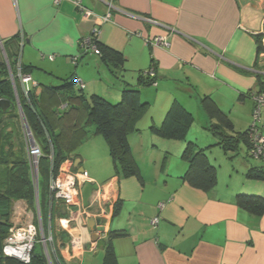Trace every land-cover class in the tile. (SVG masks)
<instances>
[{
    "label": "crops",
    "instance_id": "1",
    "mask_svg": "<svg viewBox=\"0 0 264 264\" xmlns=\"http://www.w3.org/2000/svg\"><path fill=\"white\" fill-rule=\"evenodd\" d=\"M81 1L97 16L109 13L110 20L86 17L73 0H0V67L6 66L10 77L8 57L17 58L15 73L18 63L31 66V81L22 84L16 77L18 85L24 93H42L43 105L50 101L58 111L67 107L63 100L41 91L60 78L72 75L85 84L86 96L97 93L116 101L123 86H137L148 102L137 120L140 131L128 135L139 177L117 173L106 141L94 135L71 152V164L63 163L66 171L86 172L89 178L77 184V205L52 202L43 225L37 201L33 208L16 200L12 225H37L39 235L48 238V257L40 243L47 264H102L100 242L109 230L124 232L112 241L117 264H264V213L251 214L235 202L237 194L264 197V179L246 176L249 167H264V161L247 157L243 143L233 157L215 145L198 106V96L210 94L235 130L251 126L254 101L248 93L255 91L256 73L264 65L259 57L264 0ZM95 27L102 43L121 52L120 68L80 46L79 39ZM158 35L169 40V47L149 43ZM150 65L156 84H139ZM174 100L195 113L186 141L204 148L216 168L210 192L183 179L186 141L150 132ZM19 116L3 119L13 136L22 133ZM97 217L105 218L103 233L88 226ZM153 217H158L155 226Z\"/></svg>",
    "mask_w": 264,
    "mask_h": 264
},
{
    "label": "trees",
    "instance_id": "2",
    "mask_svg": "<svg viewBox=\"0 0 264 264\" xmlns=\"http://www.w3.org/2000/svg\"><path fill=\"white\" fill-rule=\"evenodd\" d=\"M92 44L98 50L97 55L102 62L115 69L121 67L123 57L120 51L102 43L97 37L92 38ZM8 58L10 71L15 74L14 64L17 63V58L13 61L10 57ZM18 66L23 74H29L31 66L20 63L17 64ZM150 72L153 74L151 75ZM8 74L6 66L0 67V98L10 101L9 107L5 111H0V264H25L20 261H6L2 255L5 238L13 226L10 217L14 201L24 200L33 208L37 201L41 222L45 225L52 209L48 187L50 178L56 175L61 163L70 157L77 146L94 135H101L106 141L117 173L123 177L138 178L139 168L131 153L128 135L140 131L137 120L147 110L148 102L141 99L140 90L133 85L123 86L117 101H110L97 93L86 96L83 89L76 84V77L71 75L60 78L54 85H42L41 92H46L45 94L49 97L56 95L66 104L67 107L64 110L58 111V105H54L53 108L50 101L44 100L49 105H43L42 93L37 94L33 89L24 93L16 77L14 89ZM138 82L143 85H153L156 82L153 65L140 73ZM255 86V91L248 94L251 97L253 94L264 95V65L256 73ZM16 96L24 121L34 141L42 150L38 164V187L33 183L28 164V144L22 119V133L19 132L16 136L6 131V123L3 121L6 115L9 117L20 115ZM198 106L201 118L208 122L205 125L206 130L215 137V145L231 153L230 157H233L239 154L240 143H243L246 147L245 155L251 158L250 128L245 131L235 130L228 114L219 108L210 94L198 96ZM193 121V114L179 101L174 100L162 122L159 125H151L149 129L159 138L186 141ZM181 157L187 163L183 179L204 192L212 191L217 183L216 168L208 160L205 149L197 147L188 140ZM246 176L252 179H264V167L251 166L246 171ZM235 202L251 214L264 213V197L262 196L237 194ZM123 235L122 230H109L106 238L100 242L103 250L102 264H117L112 241ZM36 244L28 264H47L45 254L36 250ZM58 264L63 263L58 260Z\"/></svg>",
    "mask_w": 264,
    "mask_h": 264
},
{
    "label": "built area",
    "instance_id": "3",
    "mask_svg": "<svg viewBox=\"0 0 264 264\" xmlns=\"http://www.w3.org/2000/svg\"><path fill=\"white\" fill-rule=\"evenodd\" d=\"M62 0H54L55 4H59ZM74 5L83 12L86 17H95L100 23H104L110 20V14L106 13L102 16L95 15L91 10L85 8L82 5L81 0H73ZM152 21V20H151ZM99 33L98 28H94L90 36L82 37L79 40V44L84 49H92L95 54H98V50L95 45L92 44V38H96ZM262 51L259 55L260 60H264V31L260 36ZM149 43L153 46L169 47L170 42L166 37L163 36H153L149 39ZM152 75L153 73L150 72ZM15 77L21 80L22 84L31 81V76L29 74H23L20 67L16 69V73L10 72V81L15 89ZM76 84L79 88L84 89L85 84L78 78H76ZM156 82L153 84L155 85ZM25 89V88H24ZM27 89L25 93H27ZM252 99L254 101V107L252 111V124L249 127V138H250V157L255 160L264 161V121H261V109L264 107V95L263 94H253ZM19 106V104H18ZM19 113L22 119L25 138L28 144L27 148V159L31 171V176L33 183L38 187V164L39 159L42 155L41 147L34 141L29 128L26 126L24 117L19 106ZM66 162L71 164V159H66ZM58 168L56 175L52 176L49 180V191H50V202H62L65 205H77V184L83 181L89 180L87 173L82 172L81 174H74L66 171L63 163ZM162 205L160 204L159 207ZM106 216V215H105ZM103 218V217H102ZM105 220V218H103ZM151 225L155 226L158 222V217H153L151 219ZM39 228L34 223H29L26 225L12 226L9 229V233L5 238L2 255L5 258H12L22 263L28 264L31 260L32 251L36 243H41L45 249V254L48 257L47 241L48 238L41 234L39 235ZM50 239V238H49ZM70 245L73 246L72 242Z\"/></svg>",
    "mask_w": 264,
    "mask_h": 264
},
{
    "label": "water",
    "instance_id": "4",
    "mask_svg": "<svg viewBox=\"0 0 264 264\" xmlns=\"http://www.w3.org/2000/svg\"><path fill=\"white\" fill-rule=\"evenodd\" d=\"M9 105H10L9 100L4 99V98H0V111H5L9 107ZM26 126H27V124H26ZM62 208H64V207H62ZM103 221H104V219L101 217L92 218V219L88 220V226L92 229L91 231H95L97 233H103L104 232Z\"/></svg>",
    "mask_w": 264,
    "mask_h": 264
},
{
    "label": "rangeland",
    "instance_id": "5",
    "mask_svg": "<svg viewBox=\"0 0 264 264\" xmlns=\"http://www.w3.org/2000/svg\"><path fill=\"white\" fill-rule=\"evenodd\" d=\"M110 101H116V100H112V99H109ZM193 114H195V113H193ZM241 131H243V130H241ZM36 250L37 251H39V252H44V250H43V248H42V246H41V244L40 243H37L36 244ZM6 261H9V262H15V261H17V260H15V259H12V258H4Z\"/></svg>",
    "mask_w": 264,
    "mask_h": 264
}]
</instances>
